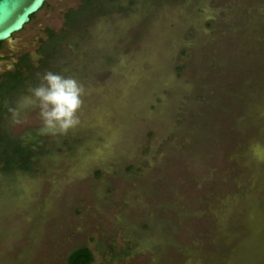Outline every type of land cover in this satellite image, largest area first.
Instances as JSON below:
<instances>
[{
	"label": "rangeland",
	"instance_id": "1",
	"mask_svg": "<svg viewBox=\"0 0 264 264\" xmlns=\"http://www.w3.org/2000/svg\"><path fill=\"white\" fill-rule=\"evenodd\" d=\"M23 55L0 264H264V0H45Z\"/></svg>",
	"mask_w": 264,
	"mask_h": 264
},
{
	"label": "trees",
	"instance_id": "2",
	"mask_svg": "<svg viewBox=\"0 0 264 264\" xmlns=\"http://www.w3.org/2000/svg\"><path fill=\"white\" fill-rule=\"evenodd\" d=\"M89 2H87L88 4ZM32 17V15L29 17ZM52 40V37L49 39ZM1 43V42H0ZM52 49L48 50L47 55L50 56ZM26 56L19 57L18 61L13 67L12 72H5L0 75V114L5 110V96L15 92L24 83V78L22 76V70L27 71L28 75L31 76V67L27 63ZM2 137L0 136V160L3 161L4 169H9L16 162H20L21 168L27 167V159L30 157L29 147H24L20 140H16V144L6 150L2 146ZM2 146V147H1ZM92 262V254L87 248H79L71 252L66 259V264H90Z\"/></svg>",
	"mask_w": 264,
	"mask_h": 264
},
{
	"label": "water",
	"instance_id": "3",
	"mask_svg": "<svg viewBox=\"0 0 264 264\" xmlns=\"http://www.w3.org/2000/svg\"><path fill=\"white\" fill-rule=\"evenodd\" d=\"M45 0H0V42L20 31Z\"/></svg>",
	"mask_w": 264,
	"mask_h": 264
}]
</instances>
